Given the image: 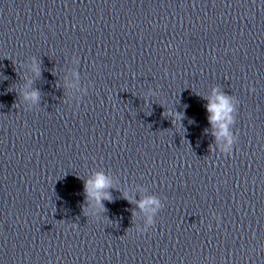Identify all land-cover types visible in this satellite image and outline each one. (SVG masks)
<instances>
[{
    "label": "clouds",
    "instance_id": "clouds-1",
    "mask_svg": "<svg viewBox=\"0 0 264 264\" xmlns=\"http://www.w3.org/2000/svg\"><path fill=\"white\" fill-rule=\"evenodd\" d=\"M31 95L33 99L38 98V93L34 92ZM229 110L230 109L228 108L227 100L224 97H221L219 106H217L216 104L208 105V111L215 114L209 117V121L212 122L220 119L221 114L222 113L227 114ZM109 186L110 184L105 178V176L103 174H97L94 182L93 181L85 182V192L90 196L97 197V199H110V196L106 194L101 195L103 189ZM153 203H156V201L154 199H149L141 203L140 207H144L146 204H153Z\"/></svg>",
    "mask_w": 264,
    "mask_h": 264
}]
</instances>
